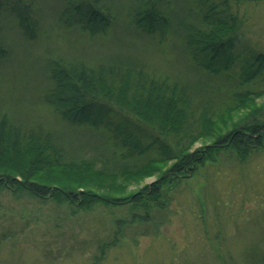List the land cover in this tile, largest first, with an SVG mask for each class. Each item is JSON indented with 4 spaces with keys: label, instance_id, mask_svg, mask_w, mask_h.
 Returning <instances> with one entry per match:
<instances>
[{
    "label": "trees",
    "instance_id": "obj_1",
    "mask_svg": "<svg viewBox=\"0 0 264 264\" xmlns=\"http://www.w3.org/2000/svg\"><path fill=\"white\" fill-rule=\"evenodd\" d=\"M40 1L0 0V63L14 54L38 72L42 60L37 106L69 131L25 123L0 109V191L76 210L127 207L132 217H143L140 210L163 209L162 187H178L186 170L221 152L245 159L264 147L263 105L255 104L264 95L258 86L264 55L252 62L241 57L234 70L240 19L229 0H186L185 11L181 0H134L132 8H118L117 0H55L54 10ZM124 16L138 37L178 47L185 71L155 69L143 56L121 53H106L95 69L67 64L49 47L37 54L13 46L9 37L14 26L33 44L48 18L65 38L74 27L90 38L107 36ZM211 77L219 85H210ZM129 118L155 129L157 137L144 142ZM137 154L149 156L139 162ZM152 176V187L126 193L133 182Z\"/></svg>",
    "mask_w": 264,
    "mask_h": 264
},
{
    "label": "rangeland",
    "instance_id": "obj_2",
    "mask_svg": "<svg viewBox=\"0 0 264 264\" xmlns=\"http://www.w3.org/2000/svg\"><path fill=\"white\" fill-rule=\"evenodd\" d=\"M229 3L240 19L232 51L234 70H238L241 57L252 62L257 54L264 55V0ZM133 4L134 0H117L115 6L132 8ZM40 6L57 8L55 0L43 4L41 0ZM187 8L186 0H181L182 11ZM44 27L37 42L29 44L10 26L11 43L30 47L37 54L49 47L52 56L67 64L94 69L106 53H121L124 57L143 56L155 69L178 74L185 71L187 61L178 47L138 37L125 16L107 36L95 38L81 34L78 27L68 30L72 37L65 38L67 33L62 37L51 18ZM20 52L17 49L15 55ZM13 56L0 63V109L25 123H46L66 133L69 128L37 106L38 82L44 75L40 71L42 60L35 72L31 71L33 66H25V61ZM209 81L210 85L221 82L212 77ZM258 86L264 88V82ZM255 104L263 105L264 114V95ZM129 122L137 125L144 142L158 135L146 124L131 118ZM148 154L135 157L145 161ZM216 157L186 170L178 187L166 182L161 189L163 209L140 210L143 217H132L127 207L98 205L93 211L76 210L65 203L19 199L9 191H0V264H264V147L245 159L231 151ZM156 179L152 176L133 182L126 193L152 187Z\"/></svg>",
    "mask_w": 264,
    "mask_h": 264
}]
</instances>
